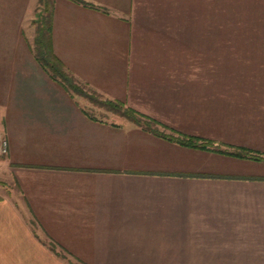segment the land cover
Here are the masks:
<instances>
[{"label": "crops", "instance_id": "0c3cea01", "mask_svg": "<svg viewBox=\"0 0 264 264\" xmlns=\"http://www.w3.org/2000/svg\"><path fill=\"white\" fill-rule=\"evenodd\" d=\"M51 4L73 83L211 144L87 113L39 0H0V264H264V0Z\"/></svg>", "mask_w": 264, "mask_h": 264}, {"label": "trees", "instance_id": "16d2710c", "mask_svg": "<svg viewBox=\"0 0 264 264\" xmlns=\"http://www.w3.org/2000/svg\"><path fill=\"white\" fill-rule=\"evenodd\" d=\"M39 5L41 7H39V12L37 13L35 19L36 27L31 48L35 61L52 80L57 82L63 88L84 96L87 100L93 102L94 104L105 107L107 110L127 119L133 124L156 136L175 142L181 146L199 148L203 150L207 149L206 145L211 144L210 141L179 133H175L174 135L161 133L156 129V124L158 123L153 119H149L133 109L124 106L123 103L119 101L108 99L98 100L95 94H87L86 91L82 90V88L73 83L61 61L52 52L50 35L52 11L51 0H39ZM217 152L236 157H249L253 159L260 158L256 155H250V152L243 148H239L231 152L221 150H217Z\"/></svg>", "mask_w": 264, "mask_h": 264}, {"label": "rangeland", "instance_id": "374dc122", "mask_svg": "<svg viewBox=\"0 0 264 264\" xmlns=\"http://www.w3.org/2000/svg\"><path fill=\"white\" fill-rule=\"evenodd\" d=\"M86 93L89 94V92H86ZM96 96H97V99L98 100H105L103 97H101L99 95H96ZM84 109L90 115H96V116H99L101 118H110L111 117V113H113V112L107 110L105 107L100 106L98 104H94L93 102L87 100V98H85V106H84ZM113 114L115 115V113H113Z\"/></svg>", "mask_w": 264, "mask_h": 264}, {"label": "built area", "instance_id": "2783aa9c", "mask_svg": "<svg viewBox=\"0 0 264 264\" xmlns=\"http://www.w3.org/2000/svg\"><path fill=\"white\" fill-rule=\"evenodd\" d=\"M7 153V141L4 137L0 136V157Z\"/></svg>", "mask_w": 264, "mask_h": 264}]
</instances>
